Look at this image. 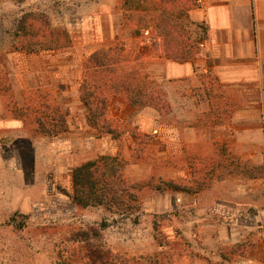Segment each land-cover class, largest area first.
Listing matches in <instances>:
<instances>
[{"label": "rangeland", "instance_id": "1", "mask_svg": "<svg viewBox=\"0 0 264 264\" xmlns=\"http://www.w3.org/2000/svg\"><path fill=\"white\" fill-rule=\"evenodd\" d=\"M90 1L0 0V264H264V143L206 142L208 132L223 129L209 127L215 120L204 114V74L150 80L161 89L141 108L113 98L106 116L112 136L81 111L84 62L67 64L69 52L16 50L24 14L39 17V26L75 25L81 21L64 16ZM132 13L127 23L137 33L122 27L121 42L134 48L135 36H145L151 54L146 40L158 33L156 24L150 13ZM182 25V40L200 39L202 29ZM138 59L126 66L143 77L147 64ZM30 100L57 106L67 130L37 133L33 114L21 109ZM83 116L89 127L81 126ZM100 156L120 157L124 178L139 187L141 210L72 203L73 167Z\"/></svg>", "mask_w": 264, "mask_h": 264}, {"label": "crops", "instance_id": "2", "mask_svg": "<svg viewBox=\"0 0 264 264\" xmlns=\"http://www.w3.org/2000/svg\"><path fill=\"white\" fill-rule=\"evenodd\" d=\"M125 1L92 0L84 5L81 4L82 6L79 5L78 11L66 14L64 17L70 16L81 22L59 26L67 30L71 40L70 46L54 50L69 52L64 55L72 56L74 59L67 60V64H78L85 62L101 49L119 44L121 33L125 31L122 27L136 34V28L127 23L129 20L126 15L131 11L125 10ZM142 1L150 4L154 0ZM185 1L189 2L188 15L191 23L205 27V36L202 33L200 39L194 42L200 46V53L197 50L195 55H190L185 60H175L155 54L154 49L149 54L144 48L145 36L141 40L135 36L137 45L134 48L124 44L126 56L130 57L128 62L131 60L136 63L140 60L138 58H143L142 61L148 68L147 75L143 77L149 80L156 79L159 82L168 80L183 82L185 79L196 78L199 73L204 74L207 83L202 82V86L204 85L207 91L208 107L204 114L212 116L208 117V122L215 120L209 127L223 129L215 130L213 134L208 132L206 142L211 145L214 143L262 145L264 143V0ZM195 27L201 30L200 27ZM151 32L147 29L146 37ZM137 53L141 57L135 58ZM155 68L158 69L159 74L154 77L151 70ZM195 68L198 70L196 71ZM65 74L66 72L59 74L61 81L69 80V78L64 79L68 77V74L66 76ZM81 108V111L86 112L84 104ZM221 115H226V118L220 119ZM84 116L81 121L84 124L80 122L81 126L89 127ZM219 119L220 121L217 122L221 124L215 125L214 123ZM228 154V157L238 159L232 152L228 151Z\"/></svg>", "mask_w": 264, "mask_h": 264}, {"label": "trees", "instance_id": "3", "mask_svg": "<svg viewBox=\"0 0 264 264\" xmlns=\"http://www.w3.org/2000/svg\"><path fill=\"white\" fill-rule=\"evenodd\" d=\"M189 9V2L185 0H154L150 4L143 3L142 0L125 1V10L131 11L126 15L129 21H132V12L150 13L151 22L156 24L158 33L147 46H152L157 54L175 60L190 57L192 49L199 53L201 51L198 44L189 45L181 39L185 34L183 19L195 25L189 20ZM38 20L39 17L31 13L24 14L18 20L16 36L21 39V46L16 47L17 51L42 52L70 46V36L65 28L54 27L47 20L39 26L36 25ZM140 21L142 18L138 20ZM195 26L200 27L205 36V27L199 24ZM128 64L123 42L95 52L84 62L81 100L88 112V122L92 128L112 136L115 130L109 128L106 116L113 98L123 96L131 106L141 108L145 103L152 104L154 94L157 95L161 89L155 81L140 76L134 67L127 68ZM21 109L25 115L33 114L39 134L54 135L67 130V122L61 116L59 108L51 107L47 101L39 100L35 103L30 100ZM44 118L48 120L44 121ZM72 182L74 192L71 200L79 208L105 207L112 210L115 207L134 212L141 210L139 187L126 181L122 160L118 156H100L74 166ZM169 185L175 190H185L172 182Z\"/></svg>", "mask_w": 264, "mask_h": 264}, {"label": "built area", "instance_id": "4", "mask_svg": "<svg viewBox=\"0 0 264 264\" xmlns=\"http://www.w3.org/2000/svg\"><path fill=\"white\" fill-rule=\"evenodd\" d=\"M152 37H153V36H149V37L147 38V40H146V43H147V44H150V43L152 42Z\"/></svg>", "mask_w": 264, "mask_h": 264}]
</instances>
